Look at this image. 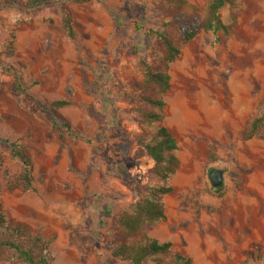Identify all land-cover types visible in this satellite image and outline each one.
<instances>
[{
    "label": "rangeland",
    "instance_id": "374dc122",
    "mask_svg": "<svg viewBox=\"0 0 264 264\" xmlns=\"http://www.w3.org/2000/svg\"><path fill=\"white\" fill-rule=\"evenodd\" d=\"M0 0V204L6 223L38 237L47 264H129L111 254L117 215L159 183L142 154L156 124L140 95L170 0ZM208 0H186L205 17ZM72 22L73 37L62 15ZM228 32L200 31L169 67L163 125L179 167L163 197L166 220L147 234L193 264H264V0H233ZM63 101L65 105L54 106ZM32 162L33 190H9ZM225 170L213 191L208 173ZM0 264H22L8 260ZM143 264H156L145 261ZM164 264H175L170 257Z\"/></svg>",
    "mask_w": 264,
    "mask_h": 264
},
{
    "label": "trees",
    "instance_id": "16d2710c",
    "mask_svg": "<svg viewBox=\"0 0 264 264\" xmlns=\"http://www.w3.org/2000/svg\"><path fill=\"white\" fill-rule=\"evenodd\" d=\"M42 0H33L37 5ZM90 0H77L85 3ZM186 0H170L168 5L160 4L159 11L167 19L157 31L149 30L148 35L155 39V50L151 63H143V79L140 85L141 101L149 110L141 109L143 122L156 124L155 134L150 143H142V154H147L154 161L153 175L158 185L152 187L146 196L138 200L117 215V233L113 257L129 264H143L152 261L164 264V258L170 257L175 264H193L190 258L172 251L170 242L160 243L148 236L147 231L156 223L166 220L163 197L172 192L168 185L179 167L176 157L177 143L170 131L163 125L166 103L163 96L170 88L169 67L181 54L182 48L192 41L200 31L228 32L224 24L222 11L233 6V0H208L205 17L199 19L184 13ZM65 34L73 37L71 18L67 13L62 15ZM54 106H63L65 102H54ZM264 113L252 119L243 133L244 139H251L262 127ZM10 158L20 164L17 174L7 179V187L13 190L21 187L24 191L33 190L32 162L23 148L12 142ZM2 159L0 158V167ZM8 252V260L22 264H47V251L38 237L27 236L19 227H10L0 204V261L4 252ZM243 264H248L246 260Z\"/></svg>",
    "mask_w": 264,
    "mask_h": 264
},
{
    "label": "water",
    "instance_id": "95a60500",
    "mask_svg": "<svg viewBox=\"0 0 264 264\" xmlns=\"http://www.w3.org/2000/svg\"><path fill=\"white\" fill-rule=\"evenodd\" d=\"M225 170L222 168H213L208 173V181L211 189L217 191L224 183Z\"/></svg>",
    "mask_w": 264,
    "mask_h": 264
}]
</instances>
